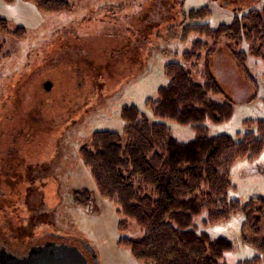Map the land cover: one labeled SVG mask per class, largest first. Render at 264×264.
<instances>
[{"label":"rangeland","instance_id":"obj_1","mask_svg":"<svg viewBox=\"0 0 264 264\" xmlns=\"http://www.w3.org/2000/svg\"><path fill=\"white\" fill-rule=\"evenodd\" d=\"M67 1L71 11L49 13L33 1L0 0V17L10 30L0 31V247L16 251L31 241L55 240L77 245L89 264H146L118 244L123 235L141 238V230L135 220H129L128 231L119 230L127 218L118 204L97 196L82 146L94 130L123 131L120 108L129 103L150 120L166 122L180 141L193 139L196 132L190 124L156 117L147 104L168 82L166 62L182 61L181 52L196 38L195 32L184 35L188 12L208 4L209 21L217 26L231 21L234 9L258 7L264 0ZM19 28L18 37L14 32ZM226 42L213 54L211 68L234 113L227 121L206 125L212 136L241 140L246 131L257 129L246 120L264 119V56L248 53L247 66L257 80V88L250 89L241 67L239 75L219 72L218 54L230 56ZM240 49L246 51L248 45ZM47 80L53 82L50 90L44 85ZM35 169L49 174L41 177ZM230 179L229 199L246 205L254 197L264 198V150L256 159H237ZM32 196L41 197L44 211L51 213L41 219L35 210L31 214L28 204L37 205L31 204ZM205 215L196 217L200 230L232 242L223 262L260 257L256 264H264L258 245L264 240V216L255 228L252 220L245 224L242 209L206 226Z\"/></svg>","mask_w":264,"mask_h":264},{"label":"trees","instance_id":"obj_2","mask_svg":"<svg viewBox=\"0 0 264 264\" xmlns=\"http://www.w3.org/2000/svg\"><path fill=\"white\" fill-rule=\"evenodd\" d=\"M29 1L43 12L71 11L67 0ZM206 5L188 12L182 25L184 35L195 32L196 38L181 52L182 61L166 62L168 82L159 88L158 97L147 100L156 117L190 124L195 137L180 141L166 122L150 120L129 103L120 108L123 131L94 130L80 152L91 170L97 196L118 204V211L127 218L120 221L119 230L128 231L129 220H135L141 230V238L123 235L118 244L146 264H226L222 260L232 242L200 230L196 217L205 212L202 223L206 226L228 220L242 209L245 224L252 220L258 228L264 216V198L254 197L246 205L228 198L234 162L256 159L264 150V119L246 120L257 129L246 131L241 140L228 134L212 136L206 125V121H227L234 113L232 100L211 68V58L223 39L228 40L230 56L218 54L219 72L239 75L241 67L249 88H257L247 61L248 53L264 56V2L258 7L234 9L231 21L217 26L211 25ZM204 17L208 18L200 21ZM21 29L14 35L22 36ZM0 31L10 32L3 17ZM242 44L248 45V50L240 49ZM2 47L0 44V54ZM197 76L202 81L196 80ZM259 243L264 251V240ZM259 260L255 257L237 264Z\"/></svg>","mask_w":264,"mask_h":264},{"label":"water","instance_id":"obj_3","mask_svg":"<svg viewBox=\"0 0 264 264\" xmlns=\"http://www.w3.org/2000/svg\"><path fill=\"white\" fill-rule=\"evenodd\" d=\"M44 85L47 90H50L53 82L47 80ZM88 249L94 253L90 245ZM0 264H89V262L77 246L50 241L41 246H33L25 256H17L6 248H2Z\"/></svg>","mask_w":264,"mask_h":264},{"label":"flooded vegetation","instance_id":"obj_4","mask_svg":"<svg viewBox=\"0 0 264 264\" xmlns=\"http://www.w3.org/2000/svg\"><path fill=\"white\" fill-rule=\"evenodd\" d=\"M32 169V168H31ZM33 172L34 173H38V174H40V176L42 177L43 175L45 176V175H48L49 173H48V171H46V170H38V169H35V170H33ZM28 175H29V173H28ZM33 176H34V174H33ZM41 197L38 199V197L37 198H35V196H32L31 197V204L32 203H36L37 205H39V207L37 206V205H34L35 207L33 208V206L32 205H30V204H28V207L30 208V211H31V214H32V211H34L35 210V214L37 215V216H41L40 217V219L42 218V216L43 215H46V214H50L51 213V210L50 211H44V209H43V206H42V204H41ZM28 201H26V203H27ZM39 203V204H38ZM27 220H28V218H27ZM50 241H54V242H57V241H55V240H46V241H44V242H38V241H31V243H29L28 245H25L24 247L25 248H20V247H18V249H16V251L13 249V250H10L9 249V247L8 246H6V245H2L1 247H0V251L2 250V248H6L9 252H11V253H14V254H16L17 256H25V255H27L28 254V252L30 251V249L33 247V246H41V245H44V244H46V243H48V242H50ZM57 243H61V242H57Z\"/></svg>","mask_w":264,"mask_h":264}]
</instances>
